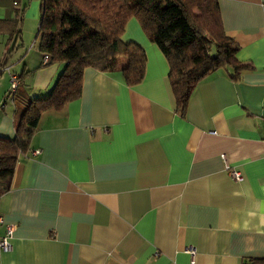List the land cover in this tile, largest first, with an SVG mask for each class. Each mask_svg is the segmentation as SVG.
Instances as JSON below:
<instances>
[{
    "label": "crops",
    "instance_id": "obj_1",
    "mask_svg": "<svg viewBox=\"0 0 264 264\" xmlns=\"http://www.w3.org/2000/svg\"><path fill=\"white\" fill-rule=\"evenodd\" d=\"M17 1L0 0V63L21 32ZM217 1L250 68L235 80L230 68L211 73L181 116L165 57L129 20L123 39L145 51L142 81L86 68L80 97L40 117L0 195V236L13 228L0 264H264V0ZM21 41L0 71L3 140L21 111L10 74L34 99L63 68Z\"/></svg>",
    "mask_w": 264,
    "mask_h": 264
},
{
    "label": "trees",
    "instance_id": "obj_2",
    "mask_svg": "<svg viewBox=\"0 0 264 264\" xmlns=\"http://www.w3.org/2000/svg\"><path fill=\"white\" fill-rule=\"evenodd\" d=\"M23 10L15 8L18 21H22ZM131 19L165 57L175 110L181 116L194 89L211 73L230 68L235 80L240 71L250 68L236 58L237 47L225 35L217 0H40L36 40L41 58H49L43 66L63 68L44 98L28 99L20 85L23 77H17V87L10 95L21 111L14 138L0 139V195L8 187L19 155L28 151L40 117L80 97L86 68L102 73L119 71L128 87L142 81L145 51L123 39ZM20 33H11L13 45L4 55L2 68L7 66Z\"/></svg>",
    "mask_w": 264,
    "mask_h": 264
},
{
    "label": "rangeland",
    "instance_id": "obj_3",
    "mask_svg": "<svg viewBox=\"0 0 264 264\" xmlns=\"http://www.w3.org/2000/svg\"><path fill=\"white\" fill-rule=\"evenodd\" d=\"M20 6L21 8L24 6L21 25L22 41L20 42L24 48H22L20 51L25 52L28 50V52L33 55L34 52L32 48L37 49L38 47L36 31L40 18V0H22ZM210 53L214 54L213 48L210 50ZM2 186L3 185L0 184V189Z\"/></svg>",
    "mask_w": 264,
    "mask_h": 264
},
{
    "label": "built area",
    "instance_id": "obj_4",
    "mask_svg": "<svg viewBox=\"0 0 264 264\" xmlns=\"http://www.w3.org/2000/svg\"><path fill=\"white\" fill-rule=\"evenodd\" d=\"M49 62V58L48 56H42L41 58V63L42 65H46ZM2 70H8L7 67L2 68L0 66V71ZM17 76L15 74H10V93H13L17 87ZM226 169H228L229 167L226 166ZM230 176L233 178V180L235 182H242L243 181V176L239 175V173H230ZM0 224H3L2 219L0 218ZM12 235H13V228L10 225H4V233L0 236V250L1 251H9L11 248V239H12Z\"/></svg>",
    "mask_w": 264,
    "mask_h": 264
},
{
    "label": "bare ground",
    "instance_id": "obj_5",
    "mask_svg": "<svg viewBox=\"0 0 264 264\" xmlns=\"http://www.w3.org/2000/svg\"><path fill=\"white\" fill-rule=\"evenodd\" d=\"M49 96V95H48Z\"/></svg>",
    "mask_w": 264,
    "mask_h": 264
}]
</instances>
